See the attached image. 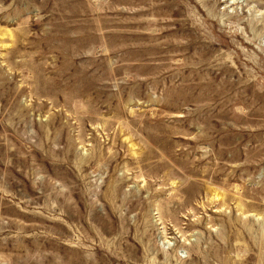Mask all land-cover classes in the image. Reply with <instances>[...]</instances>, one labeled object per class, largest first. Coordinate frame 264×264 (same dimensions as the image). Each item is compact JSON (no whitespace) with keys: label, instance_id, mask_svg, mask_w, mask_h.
<instances>
[{"label":"rangeland","instance_id":"1","mask_svg":"<svg viewBox=\"0 0 264 264\" xmlns=\"http://www.w3.org/2000/svg\"><path fill=\"white\" fill-rule=\"evenodd\" d=\"M0 264H264V0H0Z\"/></svg>","mask_w":264,"mask_h":264},{"label":"bare ground","instance_id":"2","mask_svg":"<svg viewBox=\"0 0 264 264\" xmlns=\"http://www.w3.org/2000/svg\"><path fill=\"white\" fill-rule=\"evenodd\" d=\"M155 15V14H154ZM154 28V27H153Z\"/></svg>","mask_w":264,"mask_h":264}]
</instances>
